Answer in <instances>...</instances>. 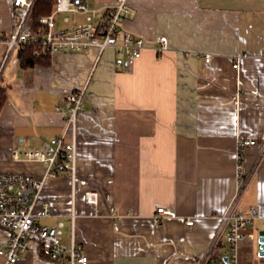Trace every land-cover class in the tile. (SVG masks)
Returning <instances> with one entry per match:
<instances>
[{
    "label": "crops",
    "instance_id": "crops-1",
    "mask_svg": "<svg viewBox=\"0 0 264 264\" xmlns=\"http://www.w3.org/2000/svg\"><path fill=\"white\" fill-rule=\"evenodd\" d=\"M115 1L86 0L99 10L97 24ZM128 7L121 30L146 42L133 64L113 48L57 52L30 67L15 53L1 86L0 174L44 178L41 163L13 152L40 151L60 136L66 96L85 88L76 177L45 179L36 212L46 205L50 216L40 224L61 222V243L69 247L74 238L88 264H198L221 235L238 188V141L256 139L242 154L239 207L260 218L244 229L238 252L239 264H264L257 244L264 227V0H128ZM86 17L57 14L54 28L71 30ZM15 22L12 0H0V39ZM90 191L99 193L96 205L85 203ZM160 207L176 217L155 223ZM9 237L0 227V250ZM223 243L215 257L223 256ZM14 264L67 263L31 242Z\"/></svg>",
    "mask_w": 264,
    "mask_h": 264
},
{
    "label": "built area",
    "instance_id": "built-area-1",
    "mask_svg": "<svg viewBox=\"0 0 264 264\" xmlns=\"http://www.w3.org/2000/svg\"><path fill=\"white\" fill-rule=\"evenodd\" d=\"M38 0H12V6L16 14V22L13 32L0 39V88L2 86L5 71L15 53L28 46H35V55L44 57L57 52L85 51L89 48H97L103 53L107 48H113L118 53L127 57L129 64L142 56L146 42L120 28L122 21L130 14L128 0H116L112 8L106 9L103 22L96 23L99 10L91 9L86 0H57L55 11L39 19L37 25H31L32 13ZM60 13L87 15L86 23L77 25L71 30H57L54 28L55 18ZM158 50L167 49V38H157ZM210 57L206 58L208 62ZM237 63L233 65L238 67ZM86 89L83 88L66 96L69 107L66 110L64 132L45 144L40 151L19 150L13 152L14 158L26 161L39 162L45 167V176L37 180L25 173L0 174V227L10 232V237L0 255L6 259V264H14L31 242L37 243L48 249L50 258L57 263L88 264V257L81 246L72 238L69 247L61 243L63 224L56 223L52 227L40 224V221L50 216V209L43 205L40 212H36V206L43 190L47 177L58 176L65 172L72 179L76 177V123L79 112L83 109ZM258 143L256 139H239V165L237 167V190L229 206L222 215L221 235L215 244L207 251L198 264H239L238 244L244 237V229L255 219L260 218L257 211L251 209L245 213L239 207L240 193L245 185L242 176L243 151ZM99 193L87 192L85 203L96 205ZM74 216V215H73ZM175 218L174 212L160 207L153 216L155 223H160L164 218ZM264 220V217H262ZM187 221V225H192ZM223 256L215 260V252L220 247L221 238ZM227 258V263L224 258Z\"/></svg>",
    "mask_w": 264,
    "mask_h": 264
},
{
    "label": "trees",
    "instance_id": "trees-1",
    "mask_svg": "<svg viewBox=\"0 0 264 264\" xmlns=\"http://www.w3.org/2000/svg\"><path fill=\"white\" fill-rule=\"evenodd\" d=\"M57 6V0H38L35 9L32 13L31 17V25L35 26L38 24L39 19L44 16H49L51 15L54 10L56 9ZM35 46H28L21 50L18 54L19 60L21 62V65L24 67H30L33 66L34 64L44 61V60H50V55L49 56H44V57H38L35 55ZM6 100V94L5 90L0 88V110L3 107V104ZM222 256L220 257H215V260H220Z\"/></svg>",
    "mask_w": 264,
    "mask_h": 264
},
{
    "label": "water",
    "instance_id": "water-1",
    "mask_svg": "<svg viewBox=\"0 0 264 264\" xmlns=\"http://www.w3.org/2000/svg\"><path fill=\"white\" fill-rule=\"evenodd\" d=\"M257 244L259 257L264 258V227L258 231ZM224 261L227 263L228 259L225 257Z\"/></svg>",
    "mask_w": 264,
    "mask_h": 264
},
{
    "label": "rangeland",
    "instance_id": "rangeland-1",
    "mask_svg": "<svg viewBox=\"0 0 264 264\" xmlns=\"http://www.w3.org/2000/svg\"><path fill=\"white\" fill-rule=\"evenodd\" d=\"M65 16H67L66 14H61L58 18L60 19V20H62Z\"/></svg>",
    "mask_w": 264,
    "mask_h": 264
}]
</instances>
